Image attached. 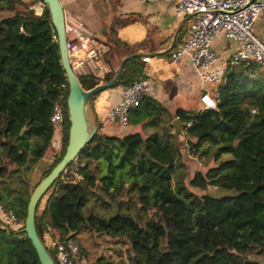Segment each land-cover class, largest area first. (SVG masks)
Here are the masks:
<instances>
[{
    "label": "trees",
    "instance_id": "trees-1",
    "mask_svg": "<svg viewBox=\"0 0 264 264\" xmlns=\"http://www.w3.org/2000/svg\"><path fill=\"white\" fill-rule=\"evenodd\" d=\"M49 18L46 8L37 16L22 0H0V203L23 223L33 189L64 155L54 158L34 184L25 178L30 163L43 159L56 138L50 116L69 91ZM141 77L142 68L129 60L114 87ZM77 78L86 91L103 82L92 76ZM62 84L67 85L65 92ZM97 95L88 100L93 114L90 101ZM164 114L159 104L144 98L130 112L122 136L103 133L95 119L96 135L57 180L60 192L49 195L43 212H35L37 235L55 264L43 238L45 213L60 242H77L82 232H90L126 246L118 260L101 255L91 264H264V67L229 66L218 86L215 110L176 109L189 154L212 163L206 171H196L188 184L177 172L180 155L173 140L178 138L170 134L172 124L162 125ZM144 120L142 131L127 130ZM148 127L154 132L147 134ZM68 130L67 117L66 140ZM102 168L105 174L98 177ZM77 174L82 181L77 182ZM208 188L224 193L214 196L206 193ZM98 189L107 195L106 200L100 197L102 205L119 202L108 217L89 206ZM133 195L139 210L151 211L154 220L143 224L121 210L123 204L130 208ZM123 197L126 201H119ZM172 207L190 233L175 252L166 221ZM0 264H40L23 230L0 227ZM73 264H81L80 258Z\"/></svg>",
    "mask_w": 264,
    "mask_h": 264
},
{
    "label": "crops",
    "instance_id": "crops-1",
    "mask_svg": "<svg viewBox=\"0 0 264 264\" xmlns=\"http://www.w3.org/2000/svg\"><path fill=\"white\" fill-rule=\"evenodd\" d=\"M64 10L65 21L78 23L95 40L105 46V53L98 64L103 69V76L95 77L104 81L115 75L120 63L129 55L158 53L157 56L136 58L142 68V77L150 85L155 101L164 110L162 125L173 128L170 134L181 137L174 122L178 119V108L196 111L203 108L199 99V78L197 72L185 59L171 63L170 53L187 39L189 33L188 18L175 16V4L162 1L142 3L137 0H59ZM28 4L35 15L40 16L45 10L41 0H22ZM254 33L264 41V18L260 17L253 26ZM175 44L167 52L172 43ZM238 43L224 36L213 41L212 49L221 59H227L236 49ZM93 77V76H92ZM112 79V78H111ZM123 87H113L99 93L94 101L95 119L101 123V131L107 135L122 136L126 131L116 124L107 122L110 109L119 103ZM131 126L130 132L142 131L143 123ZM182 126V124H181ZM146 133L154 132L151 128ZM59 137L54 139L58 141ZM60 144V143H58ZM45 158V157H44ZM43 158V160H44ZM59 188L56 193H59Z\"/></svg>",
    "mask_w": 264,
    "mask_h": 264
},
{
    "label": "built area",
    "instance_id": "built-area-1",
    "mask_svg": "<svg viewBox=\"0 0 264 264\" xmlns=\"http://www.w3.org/2000/svg\"><path fill=\"white\" fill-rule=\"evenodd\" d=\"M142 3L162 1L174 3L175 16L188 18L189 33L187 39L170 53L171 63L187 60L197 72L199 78V99L206 110H215L218 97V86L231 65L247 64L264 67V41L254 33L253 26L264 18V0H137ZM66 49L69 63L76 75L103 76V69L98 64L105 53V46L95 40L78 23L65 21ZM224 36L236 41L238 46L227 59L219 58L212 49L213 41ZM53 41L58 37L52 32ZM144 61H149L146 57ZM66 91L67 85H61ZM153 97L149 82L141 78L131 85L122 88L121 99L113 106L107 122L127 128L130 124L129 114L136 109L144 98ZM67 95L60 96L50 116V123L59 137L60 128L66 120L64 101ZM254 112V111H253ZM59 139V138H58ZM59 143V142H58ZM77 182L83 180L76 175ZM44 210V208H43ZM44 232L45 245L54 251L57 264H73L78 259L79 245L73 240L60 242L48 220ZM0 227L12 232H20L24 223L0 203Z\"/></svg>",
    "mask_w": 264,
    "mask_h": 264
},
{
    "label": "water",
    "instance_id": "water-1",
    "mask_svg": "<svg viewBox=\"0 0 264 264\" xmlns=\"http://www.w3.org/2000/svg\"><path fill=\"white\" fill-rule=\"evenodd\" d=\"M45 8L49 11V22L53 30L57 34L58 48L60 54L61 65L65 73L69 91L66 98V107L69 121L68 130V142L65 148V152L61 160L51 169V171L40 180L38 185L33 189L26 209V217L24 219V228L26 238L31 242L32 247L36 252V256L40 264H55L54 261L49 256L46 247L40 241L36 228H35V212L36 208L42 199V197L47 193V191L52 187V185L61 177L66 168L77 158L79 153L84 149V147L93 139L96 135V121L91 107L88 104V100L93 95L101 93L106 89L113 88L121 78L123 68L125 64L132 59L136 58H146L145 56H157L155 54H144L137 53L129 55L122 60L119 65L118 70L115 75L107 82L101 83L90 90H84L78 81L77 75L72 70L68 53L66 49V37L64 31L65 25V15L63 7L59 0H41ZM175 44L172 43L171 47L167 52H170ZM174 127L177 131L181 130V122L176 119L174 122ZM24 131V128L21 132ZM144 152V149L143 151ZM31 155L28 156L29 160ZM263 264V263H261Z\"/></svg>",
    "mask_w": 264,
    "mask_h": 264
},
{
    "label": "rangeland",
    "instance_id": "rangeland-1",
    "mask_svg": "<svg viewBox=\"0 0 264 264\" xmlns=\"http://www.w3.org/2000/svg\"><path fill=\"white\" fill-rule=\"evenodd\" d=\"M96 97L92 101H90L92 107L94 106V101ZM65 105H66V100H65ZM65 115L67 118L68 117L67 111L65 112ZM97 122L98 124L101 125V123L98 120ZM58 142L60 144H58ZM67 142L68 140H66V136H65V133H63V126H62L60 128L59 140L58 141L52 140V142L50 143V147L45 154L44 160L40 159L37 161H32L30 163V170L26 171L25 178H31L32 184H34L38 179H40L42 174H45L52 167L54 158H56L57 156H62V154L65 152ZM174 143L179 147L178 151L180 155L179 161L177 163V172L180 175L185 176L186 183L196 171H206V169L212 165V163L208 160L207 157L199 159L189 154L188 146L184 143L182 136L179 137L178 139L173 140V144ZM104 174H105L104 168L100 169L97 173L98 177H101ZM57 183L58 181H56L52 185V187L47 191V193L40 200L36 208L38 213L43 212V208L45 206V203L48 201L49 195L59 188L58 187L59 184L57 185ZM190 190H192L193 192L197 194L202 193L197 190H193V189H190ZM206 191H207L206 193H209L214 196H220L224 193V192L215 190L213 188H208ZM95 195L94 197H92L89 203V206L93 204L94 210L99 215L108 217L117 211V207L119 203L118 200L112 201L111 207H106L101 204V200H100V197L105 200L107 199V195L104 193V191L98 189ZM136 199L137 197L133 195L130 201L131 202L130 208L128 209L126 205L123 204L121 207V210L130 212L134 216H137L136 218L143 224L147 223L148 221L154 220L156 216H152L151 211L144 212L142 210L141 211L139 210V205L137 204ZM122 200L126 201V198L123 197L121 200L119 199V201H122ZM88 211H89V208H86L85 213ZM138 214L140 217L138 216ZM45 217L49 222L50 221L49 215L47 213H45ZM166 221L168 225V243L172 246L171 247L172 251L175 252L178 250V246L180 245V243L189 238L190 233L184 227L182 218L176 208L172 207L168 211V213L166 214ZM225 236L227 239H229L233 243V237L229 231H226ZM77 243L79 245V249L81 248V251H82L80 254L78 253V258H80L81 264H91L96 258H98L101 255L110 257L114 260H118L120 258L119 253L122 252L124 254L125 249H126L125 245L115 243L112 239H109L105 236H97L90 232H82L78 236ZM51 251H52L51 253L54 254V251L53 250Z\"/></svg>",
    "mask_w": 264,
    "mask_h": 264
},
{
    "label": "flooded vegetation",
    "instance_id": "flooded-vegetation-1",
    "mask_svg": "<svg viewBox=\"0 0 264 264\" xmlns=\"http://www.w3.org/2000/svg\"><path fill=\"white\" fill-rule=\"evenodd\" d=\"M31 159H32V156H31V158L29 160H31Z\"/></svg>",
    "mask_w": 264,
    "mask_h": 264
}]
</instances>
